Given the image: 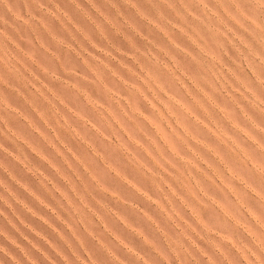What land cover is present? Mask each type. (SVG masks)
Segmentation results:
<instances>
[{"label":"rangeland","instance_id":"obj_1","mask_svg":"<svg viewBox=\"0 0 264 264\" xmlns=\"http://www.w3.org/2000/svg\"><path fill=\"white\" fill-rule=\"evenodd\" d=\"M0 264H264V0H0Z\"/></svg>","mask_w":264,"mask_h":264},{"label":"clouds","instance_id":"obj_2","mask_svg":"<svg viewBox=\"0 0 264 264\" xmlns=\"http://www.w3.org/2000/svg\"><path fill=\"white\" fill-rule=\"evenodd\" d=\"M258 11H259V9H258ZM6 259H7V257H6Z\"/></svg>","mask_w":264,"mask_h":264}]
</instances>
